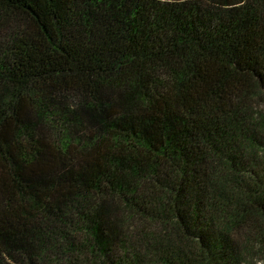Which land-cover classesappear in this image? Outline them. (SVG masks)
Returning a JSON list of instances; mask_svg holds the SVG:
<instances>
[{
  "label": "trees",
  "instance_id": "obj_1",
  "mask_svg": "<svg viewBox=\"0 0 264 264\" xmlns=\"http://www.w3.org/2000/svg\"><path fill=\"white\" fill-rule=\"evenodd\" d=\"M0 264H264V0H0Z\"/></svg>",
  "mask_w": 264,
  "mask_h": 264
}]
</instances>
